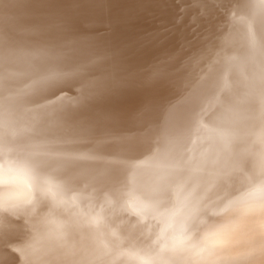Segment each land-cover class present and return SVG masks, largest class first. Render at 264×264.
<instances>
[{"label":"bare ground","instance_id":"1","mask_svg":"<svg viewBox=\"0 0 264 264\" xmlns=\"http://www.w3.org/2000/svg\"><path fill=\"white\" fill-rule=\"evenodd\" d=\"M5 204L53 264H264V0H0Z\"/></svg>","mask_w":264,"mask_h":264},{"label":"clouds","instance_id":"2","mask_svg":"<svg viewBox=\"0 0 264 264\" xmlns=\"http://www.w3.org/2000/svg\"><path fill=\"white\" fill-rule=\"evenodd\" d=\"M24 209L21 206H14ZM0 212H12L8 204L0 206ZM30 215V213H26ZM26 214L21 212V215ZM19 219V217H15ZM23 249L27 253V264H53L50 259L54 251L53 233L49 224L43 219H34L28 223V227L22 242Z\"/></svg>","mask_w":264,"mask_h":264},{"label":"snow or ice","instance_id":"3","mask_svg":"<svg viewBox=\"0 0 264 264\" xmlns=\"http://www.w3.org/2000/svg\"><path fill=\"white\" fill-rule=\"evenodd\" d=\"M192 227L195 228L196 225L193 224ZM0 240L4 241L6 244L19 245L22 243V234H16L5 230L0 234ZM16 259V256L12 257V264H16ZM5 264H7V262H5Z\"/></svg>","mask_w":264,"mask_h":264}]
</instances>
